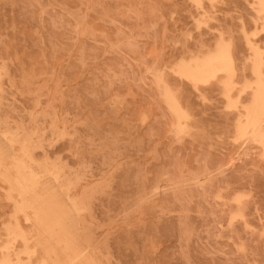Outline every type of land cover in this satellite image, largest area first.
Wrapping results in <instances>:
<instances>
[{"label":"rangeland","instance_id":"obj_1","mask_svg":"<svg viewBox=\"0 0 264 264\" xmlns=\"http://www.w3.org/2000/svg\"><path fill=\"white\" fill-rule=\"evenodd\" d=\"M257 4L0 0V264H264V113L251 127L241 108L264 91ZM226 46L234 88L180 75ZM14 158L37 177L25 193ZM14 224L43 249L25 255Z\"/></svg>","mask_w":264,"mask_h":264},{"label":"bare ground","instance_id":"obj_2","mask_svg":"<svg viewBox=\"0 0 264 264\" xmlns=\"http://www.w3.org/2000/svg\"><path fill=\"white\" fill-rule=\"evenodd\" d=\"M192 2V1H191ZM257 2V1H256ZM258 4H259V8L261 9V11H263L264 12V0H258ZM258 4H257V6H258ZM258 11H259V9H258ZM261 11H259L260 13H262ZM263 14V13H262ZM219 45V44H218ZM220 45H221V43H220ZM219 45V46H220ZM224 46V45H223ZM228 46V45H227ZM226 46V47H227ZM221 47V46H220ZM220 47H219V49H220ZM225 47V48H226ZM229 47V46H228ZM228 47L226 48V49H220L219 51L217 50V53L215 52L214 54L215 55H213V56H211V57H209V58H206L205 59V57H204V60H201V61H199V59H201V58H198V63L194 60V62H193V65H187V66H185L184 67V65L183 66H181V67H184V68H182V72H180V75H183V76H185L186 78H188L189 80L191 79V80H194V81H199V82H201V80H205V79H208L209 78V80H210V77H212V76H214L213 74L214 73H220V71H224V73L223 74H225L226 73V76L228 75L227 74V72L226 71H228V69L230 68V67H232L231 66V61H232V59L230 60V58H231V55H230V57H229V54H228V52L230 53V51H228ZM218 48V47H217ZM216 48V49H217ZM213 54V53H212ZM211 54V55H212ZM210 55V54H209ZM206 57H208V56H206ZM254 58V57H253ZM255 59V58H254ZM197 60V59H196ZM193 61V60H192ZM254 60H252V62H253ZM256 61L257 62H259L258 61V58H256L255 59V63H256ZM190 63V62H189ZM180 65V64H179ZM260 66H261V64H259ZM259 65L258 64H256L255 65V68H253L254 69V73L252 72V70H251V72H252V74H253V76H255L254 74H256V76H257V78L259 79V81L261 80V78H259V77H262V75H260L261 74V70L259 71ZM181 67H180V69H181ZM252 67H254L253 66V64H252ZM231 69V68H230ZM229 69V70H230ZM233 69V68H232ZM180 71V70H179ZM179 73V72H178ZM229 74L231 73V71L230 72H228ZM215 74V75H216ZM234 74V73H233ZM230 76H234V75H229V78H230ZM256 76H255V78H256ZM225 77V76H224ZM227 79L226 80H228V76L226 77ZM254 78V79H255ZM257 78H256V81H258L257 80ZM158 79V78H157ZM225 80V79H224ZM232 79H230V81H231ZM220 81H221V79H220ZM193 82V81H192ZM195 82V83H196ZM263 82V81H262ZM223 83H225V85L227 86V87H229L233 82H229V80L227 81V83L226 82H224V81H222V84ZM254 82H252L251 84H253ZM258 83V82H257ZM261 83V82H260ZM260 83H258V85L260 84ZM224 85V84H223ZM245 85V84H244ZM243 85V87H246V86H244ZM249 85V84H248ZM234 86V84H232V87ZM235 86H237V85H235ZM254 86V89H256V92L254 91V89L253 90H251L253 93L252 94H254L255 93V95H254V97H253V95H250V96H252L251 98V100H253V102L251 101V102H249V105L248 106H245V105H243L244 107H247V108H244V107H241V108H243L244 110L246 109V111L245 112H247V117L245 116V113H243L244 114V116L246 117V121L248 122V123H246V121H245V123L247 124V125H250L251 127L252 126H254V124L256 123V121H257V119H258V117L260 116V115H262L263 113H264V94H263V92L264 91H262V89H263V86H262V89H260V88H255V86H257V84L255 85H253ZM227 87H223V88H226L227 89ZM251 87V85L249 86V88ZM258 87H260V86H258ZM234 88V87H233ZM248 88V89H249ZM165 89V88H164ZM231 89V88H230ZM245 89H247V88H245ZM167 90V89H166ZM225 90V89H224ZM228 90V89H227ZM232 90V89H231ZM228 91H230V90H228ZM169 92V90H167V93ZM239 92V91H238ZM165 93V92H164ZM163 94V96L165 95V96H167L168 94ZM226 93H227V91H226ZM229 93V94H228ZM226 95H230V92H228ZM171 95V94H170ZM223 95V94H222ZM224 95H225V93H224ZM238 95H239V93H238ZM232 97V96H231ZM169 98V100H170V107H172V109H173V111H175L176 113H179L178 114V116H180V113L182 114V112L179 110V106H178V104H177V102L175 101V99H172L173 97H172V95H171V97L168 95V97H167V99ZM227 100H228V97L226 98ZM230 99V98H229ZM237 99V98H236ZM166 100V99H165ZM231 100H233V99H231ZM230 100V101H231ZM229 101V100H228ZM227 101V102H228ZM236 101V103H237V100H235ZM234 101V102H235ZM233 102V101H232ZM229 103L230 105H232V104H236V103ZM168 104H169V102H168ZM238 104V103H237ZM251 104V105H250ZM229 105V106H230ZM228 106V105H227ZM228 106V107H229ZM234 106V105H233ZM241 106V105H240ZM226 107V106H225ZM231 108H232V106H231ZM235 108H236V105H235ZM243 110V111H244ZM175 112H173V113H175ZM178 116H176L177 118H179ZM243 116V117H244ZM240 117V116H239ZM242 117V118H243ZM182 118V117H181ZM238 119V118H237ZM240 119V118H239ZM248 119V120H247ZM244 121V120H243ZM260 121V120H259ZM242 122V121H241ZM178 123V122H177ZM244 123V122H243ZM258 121H257V126H259L258 125ZM239 124V123H238ZM246 124H243V125H246ZM241 125H242V123H241ZM247 127H249V126H247ZM246 127V128H247ZM261 127V126H260ZM243 128H245V126H243ZM241 129V128H240ZM249 129V128H248ZM248 129H246V130H248ZM253 129H254V127H253ZM243 130V129H242ZM250 130H252L251 128H250ZM255 130V129H254ZM259 130H261V129H259ZM245 131V130H244ZM247 132V131H246ZM252 132H254V131H252ZM251 132V133H252ZM242 133V132H241ZM255 133H256V131H255ZM255 133H254V135H255ZM258 133V132H257ZM261 132H259V134H260ZM248 134V133H247ZM246 134V135H247ZM238 135V134H237ZM242 135H243V133H242ZM256 137V136H255ZM257 137H258V134H257ZM261 137H263L261 134H260V138ZM260 138H258V139H260ZM259 142H260V140H258ZM262 142V141H261ZM260 142V143H261ZM263 143V142H262ZM23 145V144H22ZM21 145V146H22ZM264 146V145H263ZM21 150H23V148L21 149ZM25 152V151H24ZM21 153H23V152H21ZM24 154V153H23ZM30 156H31V154H30ZM25 157V156H24ZM28 157V156H27ZM264 158V157H263ZM31 162V161H30ZM12 165H13V167H14V169H15V171H16V176L14 177V179L13 180H9L7 177H6V173L5 172H3V174H5L4 175V177H6V179H7V182H9L10 183V187H11V189L12 190H15V191H17L18 193H25L27 190V185H26V183H27V181L28 180H30L32 177H36L35 176V172L33 171V169H32V167H30L29 166V163L28 164H26L22 159H18V158H14V162L12 163ZM0 169H3V170H5V165H4V163H2V162H0ZM1 171V170H0ZM9 174V173H8ZM37 178V177H36ZM5 179V180H6ZM31 181V180H30ZM30 183V182H29ZM41 191V190H40ZM37 193V192H36ZM20 195V194H19ZM36 196V195H35ZM52 196V195H51ZM13 197V196H12ZM37 200V199H36ZM24 201V200H23ZM71 201V200H70ZM29 202H31V201H29ZM19 203H21V202H19ZM40 203V202H39ZM42 203V202H41ZM73 203H74V205H75V200H73ZM73 203H72V205H73ZM23 203H21V205H22ZM53 204V203H52ZM24 205V207H27V206H29L30 207V205L33 207V208H35V205H34V202L32 201L31 203H30V205H26V204H23ZM39 205V208H38V210L41 212V213H39V214H41L42 215V207H41V204H38ZM37 205V206H38ZM47 205V204H46ZM49 205V204H48ZM51 205V204H50ZM56 205V204H55ZM73 205V206H74ZM18 206H19V204H18ZM53 206V205H52ZM59 206V205H58ZM73 206H71V207H73ZM21 207H23V206H21ZM51 207V206H50ZM56 207V206H55ZM54 208V207H53ZM75 208V207H74ZM77 208V207H76ZM46 209H50L49 208V206L46 208ZM33 210V209H32ZM37 210V211H38ZM59 210V209H58ZM52 211V210H51ZM77 211H79L78 209H77ZM49 212V211H48ZM75 212H76V210H75ZM19 213V212H18ZM33 213H36L35 211L33 212ZM53 214V213H52ZM52 214L50 215V216H52ZM55 214V213H54ZM23 215V214H22ZM25 215V214H24ZM28 215V214H27ZM38 214L36 213L34 216H37ZM40 215V216H41ZM46 215V214H45ZM44 215V216H45ZM33 216V215H32ZM43 216V215H42ZM43 216V217H44ZM58 216V215H57ZM62 216V215H61ZM39 217V216H38ZM46 217H47V215H46ZM53 217V216H52ZM24 218V217H23ZM40 219V218H39ZM43 219V218H42ZM42 219H40V220H42ZM44 219H47V218H44ZM48 219H49V217H48ZM55 219V218H54ZM35 220V219H34ZM52 220V219H51ZM47 221V220H46ZM50 221V220H49ZM55 221H57V219L55 220ZM26 222H27V220H26ZM41 222V221H40ZM39 222V223H40ZM48 222V221H47ZM47 222L45 223V225L47 224ZM64 222V221H63ZM35 223V222H34ZM41 223H43V222H41ZM40 223V224H41ZM59 223V222H58ZM40 224H38V225H40ZM15 225V224H14ZM38 225H37V227H38ZM43 225V224H42ZM47 225H51V224H47ZM33 226V225H32ZM41 226V225H40ZM39 226V227H40ZM59 226V225H58ZM43 227L45 228V226L43 225ZM53 227V226H52ZM56 227V226H55ZM60 227V226H59ZM40 229H42L41 231H43V228L42 227H40ZM46 229V228H45ZM52 230V229H51ZM50 230V231H51ZM54 230V229H53ZM53 230L50 232V233H48L49 235H54V234H56L55 232H53ZM36 231V230H35ZM46 232H47V230H45ZM44 231V232H45ZM8 232H9V235L14 239H16V238H19V239H21L22 241H23V243H24V245H25V255L26 254H28V255H35L36 254V252L38 251V250H40V248L41 249H43V245L38 241V243L34 246V247H32V248H30V247H28L27 245H28V238L26 237V232H24V231H22L21 230V228L16 224L14 227H12V228H10L9 230H8ZM45 232V233H46ZM49 232V231H48ZM59 232V231H58ZM61 233V232H60ZM58 234V233H57ZM69 233H67V235H68ZM71 235V234H70ZM64 237H66V235H63ZM58 238V237H57ZM72 238H74V237H72ZM11 239V238H10ZM14 239V240H15ZM60 239H61V237H60ZM58 240V239H57ZM56 240V241H57ZM67 240V245L66 246H68L69 247V245H68V243H69V239H64L63 240V242L64 241H66ZM60 241V240H59ZM59 241H57V242H59ZM62 241V240H61ZM61 241L59 242V243H61ZM12 242V241H11ZM71 242V241H70ZM13 243V242H12ZM31 244V243H30ZM58 244V243H57ZM64 244H66V242H64ZM63 244V245H64ZM72 244V243H71ZM70 244V245H71ZM30 246V245H29ZM24 247V246H23ZM50 247H51V245H50ZM67 247V248H68ZM8 248V247H7ZM47 248V247H46ZM52 248V247H51ZM69 249V248H68ZM71 250H72V248H70ZM5 250V249H4ZM47 251H48V248L46 249ZM45 250V251H46ZM54 250V249H53ZM53 250L51 251V253H54L53 252ZM56 250V249H55ZM62 250H64V249H62ZM67 250V249H66ZM86 250H87V248H86ZM50 251V250H49ZM48 251V252H49ZM42 252V251H41ZM74 251H72V253H73ZM44 253V252H43ZM47 253V252H46ZM61 253H63L62 251H61ZM46 255V254H45ZM45 255L43 254V256H41L40 257V263L41 264H73V263H75V262H77L80 258H81V255H82V253L81 252H77V250L75 251V254L74 255H72L71 257H64V260L63 261H56L57 259L56 258H54V259H56L55 261H54V259H52L51 257H45ZM53 255V254H52ZM69 255V254H68ZM27 257V256H26ZM54 257V256H53ZM54 261V262H53ZM53 262V263H52ZM1 264H11V261H9L8 259H5L3 262H1Z\"/></svg>","mask_w":264,"mask_h":264}]
</instances>
